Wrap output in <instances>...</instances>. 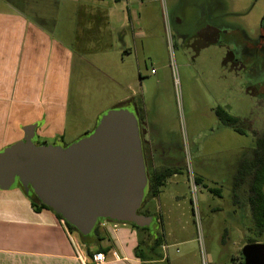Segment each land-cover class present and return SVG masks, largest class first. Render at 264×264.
Returning a JSON list of instances; mask_svg holds the SVG:
<instances>
[{
    "label": "crops",
    "instance_id": "crops-1",
    "mask_svg": "<svg viewBox=\"0 0 264 264\" xmlns=\"http://www.w3.org/2000/svg\"><path fill=\"white\" fill-rule=\"evenodd\" d=\"M215 6L211 22L205 20V26L195 34L196 44L194 39V45L189 43L186 48L198 59L222 56L218 66L232 79L229 90L235 81L242 100L248 101L241 85L243 61L239 56L235 61V50L229 48L234 43L241 56L242 51L258 53L264 49L263 44L245 38L240 25L226 19L239 11H233L225 0H216ZM150 8L137 0H0V151L21 141L23 128L28 126H35V144L60 142L64 146L81 136L82 131L69 119V110L76 102L73 100L75 80L86 68L83 63L92 60L97 63L102 77L116 86V104L128 106L137 117L147 175L153 178L162 170L175 175L179 165L162 148L167 146L168 139L164 115L157 109L156 101L148 107L145 101L143 79L148 74H142L141 69L146 71L150 57L158 53V49L154 51L151 36ZM184 13V7L177 12L181 16ZM221 39H230V42L225 46L220 43ZM149 74L156 77L157 72ZM217 104V108L237 117L232 115L226 102ZM250 129L242 130L254 141L252 133L262 131ZM154 141L161 146L157 154ZM16 191H20L23 198L8 196ZM0 194H5L0 197V264H26L27 257H32L33 261L29 260L32 264H41V251L37 246L41 219L36 216L43 214L57 226L62 222L50 211L34 212L18 188L0 191ZM151 196L147 193L144 209L154 221V228L139 231L127 224L116 223L113 227L112 222H100L97 236L81 245L85 264H93L85 247L92 254L109 248L104 253L103 264H191L194 248L187 247L184 254L177 249L170 251L172 246L193 243L191 240H173V244L168 245L157 234L162 222L150 214ZM20 200L23 202L20 208L16 205L12 207L15 209H10L15 201L21 203ZM25 200L31 208L29 211L25 210ZM59 232L57 236L64 238V232L61 229ZM97 237L100 241H96ZM136 250L140 258L136 257ZM31 252L38 254L31 255Z\"/></svg>",
    "mask_w": 264,
    "mask_h": 264
},
{
    "label": "rangeland",
    "instance_id": "rangeland-1",
    "mask_svg": "<svg viewBox=\"0 0 264 264\" xmlns=\"http://www.w3.org/2000/svg\"><path fill=\"white\" fill-rule=\"evenodd\" d=\"M225 1L233 11H239L228 15L226 19L233 25H240L248 40L261 41L264 48V0ZM137 2L151 7V36L155 53L158 49L157 56L150 57L146 71L141 69L142 74H148L143 79L146 106L156 101L157 109L164 115L168 139L167 146L162 148L179 165L176 174L165 179L155 196L150 197H153L150 214L162 222L155 230L168 245H172L173 240H191L193 243L186 242L170 249L171 252L177 249L184 254L187 247L194 248L195 256L194 260H190L191 264L192 261L202 264V260L206 264H239L242 259L240 250L244 246L242 227L246 224V212L233 202L232 180L238 161L247 156L254 147V141L248 132L238 134L219 123L215 109L217 102H226L232 109V115L245 120L243 127L249 125L264 131V49L258 53L242 51L240 56L233 42L229 48L235 50V61L239 56L245 67L240 76L242 90L248 95V101H244L235 81L229 90L232 79L227 71L221 72L218 66L219 57L222 56L198 59L186 48L189 43L194 45V36L205 26V20L211 22L216 0ZM199 4H202L201 7ZM183 7L185 13L178 15L177 12ZM244 10L245 14H242ZM229 42L230 39L220 40L225 46ZM83 65L86 68L73 86V100L76 102L69 110L71 123L82 134L73 142L70 140L68 145L91 132L102 113L117 107L129 108L116 104V86L113 81L102 77L96 62L87 60V64ZM150 71H153L152 74L157 72L156 77L151 76ZM217 86L219 89H214ZM55 144L63 145L60 142ZM153 147L155 154L161 149L155 141ZM188 170L194 177V185L189 179ZM238 190L235 192L237 195L240 193ZM2 195L5 194H0V197ZM8 196L23 198L20 191ZM20 202L15 201L10 209H15L12 207L16 205L20 208L23 204ZM24 204L25 210L29 211L31 208L27 207L26 200ZM193 206L196 207L195 213ZM39 216H36L41 219L37 246L41 251V264H69L68 261L82 264L77 252L82 255L84 250L77 234L65 231L63 223L57 226L43 214ZM60 229L64 232V238L57 236ZM92 236L84 237L83 240L88 242ZM258 243L264 244V233ZM29 260L32 262V257L26 258V264H32Z\"/></svg>",
    "mask_w": 264,
    "mask_h": 264
},
{
    "label": "water",
    "instance_id": "water-1",
    "mask_svg": "<svg viewBox=\"0 0 264 264\" xmlns=\"http://www.w3.org/2000/svg\"><path fill=\"white\" fill-rule=\"evenodd\" d=\"M35 126L0 151V191L20 188L82 237L102 221L154 228L137 215L148 193L140 129L134 111L102 113L94 129L72 144H35ZM242 264H264V244H246Z\"/></svg>",
    "mask_w": 264,
    "mask_h": 264
},
{
    "label": "trees",
    "instance_id": "trees-1",
    "mask_svg": "<svg viewBox=\"0 0 264 264\" xmlns=\"http://www.w3.org/2000/svg\"><path fill=\"white\" fill-rule=\"evenodd\" d=\"M215 114L222 125L233 129V131L238 134H244V130L242 129L244 128L243 126L245 120L230 116L226 111L221 110L220 108L215 109ZM247 128L251 131L249 125H247ZM252 134L254 136V147L249 150L247 156H243L238 161L232 180V190L234 192L232 196L233 202L234 204L237 203L238 208H243L246 212V217L244 216L246 219V224L242 227L244 232V245L258 243V239L264 233V131L258 133L253 132ZM44 144L48 143L43 142L40 144L37 143L36 145ZM172 175L173 174L167 170L156 172L153 175V178H150L149 175H147L148 196L149 194L155 196L158 188L164 184L165 179ZM236 190L240 191L238 195L235 194ZM26 199L29 201L34 212L38 213L41 210L50 211L35 197H26ZM240 200H242V202H240ZM54 216L62 222V218L59 215L54 214ZM62 223L66 231L69 234H77L80 244L84 245V242H86L83 240L84 237H82L72 226L66 222ZM99 224L100 223L96 225L92 237L97 236ZM121 224H127L139 231L148 230L147 227L139 228L131 223ZM96 241H100V239L97 237ZM108 249L109 248L100 249L98 251L107 253ZM85 253L91 258L92 253L89 251L88 247H85ZM135 255L136 257L140 258L137 250L135 251ZM242 261L243 260L240 259L239 264H242Z\"/></svg>",
    "mask_w": 264,
    "mask_h": 264
},
{
    "label": "built area",
    "instance_id": "built-area-1",
    "mask_svg": "<svg viewBox=\"0 0 264 264\" xmlns=\"http://www.w3.org/2000/svg\"><path fill=\"white\" fill-rule=\"evenodd\" d=\"M152 72L153 71H151V73ZM188 176H189L190 181H192V184L194 185V183H195L194 177H193L192 173L189 170H188ZM195 211H196V207L193 206V212L195 213ZM113 227H116V223H114ZM77 258L82 264H85V255H84V253L81 255V254H78V252H77ZM90 262H92L93 264H103L105 262L104 253L97 252V253L92 254ZM202 264H206L205 261L202 260Z\"/></svg>",
    "mask_w": 264,
    "mask_h": 264
},
{
    "label": "flooded vegetation",
    "instance_id": "flooded-vegetation-1",
    "mask_svg": "<svg viewBox=\"0 0 264 264\" xmlns=\"http://www.w3.org/2000/svg\"><path fill=\"white\" fill-rule=\"evenodd\" d=\"M198 6H200V4H199ZM263 38H264V37H262V39H263ZM144 207H145V198H144V200H143V202H142V204H141L139 210L137 211V215L147 216Z\"/></svg>",
    "mask_w": 264,
    "mask_h": 264
}]
</instances>
